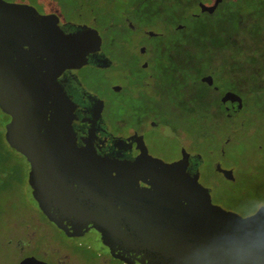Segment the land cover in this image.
Instances as JSON below:
<instances>
[{
    "label": "flooded vegetation",
    "instance_id": "1",
    "mask_svg": "<svg viewBox=\"0 0 264 264\" xmlns=\"http://www.w3.org/2000/svg\"><path fill=\"white\" fill-rule=\"evenodd\" d=\"M145 1L122 5L80 0L72 7L71 0H0V88L10 85L14 94L23 96L29 125L38 130L41 143L58 154L60 179L81 209L75 226H58L38 207L29 213L24 232L27 257L35 258L31 262L144 264L141 240L160 237L159 223L164 235L175 236L174 212L202 220L239 214L214 201L212 188L202 181L205 156L183 127L169 120L162 106L166 98L158 88L150 107H126L122 113L114 112L96 89V72L130 66L124 31L137 33L140 43L133 68H150L149 55L164 52L166 42L153 46L142 38L143 33L149 38L166 35L152 23L140 22L149 12L156 13L141 7ZM188 26L183 21L177 29ZM208 87L222 92L215 82ZM110 89L119 93L124 86L116 82ZM224 101L222 118L233 117L237 111H226L232 112L236 100L229 96ZM13 120L0 106V134L4 130L6 140ZM159 126L166 128L165 135L169 131L180 137L178 156L154 151L149 130ZM213 166L223 178L237 181L233 167L220 159ZM29 167L30 177V162ZM225 170H232V177ZM257 215H264V204L241 216ZM16 228L20 230L19 224Z\"/></svg>",
    "mask_w": 264,
    "mask_h": 264
},
{
    "label": "rangeland",
    "instance_id": "2",
    "mask_svg": "<svg viewBox=\"0 0 264 264\" xmlns=\"http://www.w3.org/2000/svg\"><path fill=\"white\" fill-rule=\"evenodd\" d=\"M79 1L71 0V6ZM102 1L131 5L138 0ZM200 1L214 2L189 0L179 9L176 5L164 20H159L156 13L151 15L152 12L140 19L141 23L155 25L156 31L166 32L165 37L157 38L143 33L142 38L149 45L166 42L164 52L149 55L150 68H133L140 43L137 33L124 31L123 48L130 52V66L96 72V89L118 113L126 107L136 111L150 107L159 89L161 97L166 98L162 106L169 120L183 127L189 138L196 141L194 148L205 156L202 181L212 188L214 201L245 216L264 204V0H224L212 14L201 12ZM159 4L160 0H146L141 7L154 10L157 6L162 11ZM194 12L199 15L193 16ZM183 21L188 28L177 29ZM150 73L154 74L153 79L148 78ZM205 75H212L222 92L209 88L202 81ZM116 82L124 86V91L110 89ZM228 92L240 95L243 105L233 117L222 118L221 98ZM187 115L198 118V122L207 121L210 130L206 132L204 125H200L202 130H191ZM150 129L149 140L156 153L168 157L180 154V137L169 131L165 135L166 128L161 126ZM3 131L0 264H17L29 254L24 232L26 217L38 210L28 194L29 162L9 145ZM225 139L229 142L223 145ZM222 150L224 154L220 153ZM218 159L222 165L236 170L237 181H229L216 172L213 162Z\"/></svg>",
    "mask_w": 264,
    "mask_h": 264
},
{
    "label": "water",
    "instance_id": "3",
    "mask_svg": "<svg viewBox=\"0 0 264 264\" xmlns=\"http://www.w3.org/2000/svg\"><path fill=\"white\" fill-rule=\"evenodd\" d=\"M223 1L214 0L212 4L200 1L199 7L201 12L214 13ZM202 81L213 85L215 79L205 75ZM9 86L0 88V106L8 109L14 119L7 126L10 146L31 163L30 200L58 226H75L81 217V209L76 195L64 187L60 179V168L56 163L58 154L41 143L38 130L29 125L26 101L21 99L23 96L14 94ZM229 96L237 102L232 112L226 111L232 114L241 109L243 101L235 92H228L224 99ZM225 171L232 177V170ZM173 216L171 229L175 236L164 235V226L159 223L157 233L160 230V237L141 240L144 264H264V215L243 217L231 213L209 220L194 215L185 218L175 212ZM30 259L35 258L27 257L20 264H37Z\"/></svg>",
    "mask_w": 264,
    "mask_h": 264
},
{
    "label": "trees",
    "instance_id": "4",
    "mask_svg": "<svg viewBox=\"0 0 264 264\" xmlns=\"http://www.w3.org/2000/svg\"><path fill=\"white\" fill-rule=\"evenodd\" d=\"M185 1H189V0H160V4L163 7L162 11H158L157 10V6L156 8H154L156 14H157V18L160 20H164L169 16L170 10H173L174 7L177 5V9H179L180 5L183 4V2ZM182 21V20H181ZM187 118L189 119V121L191 122V130H195V129H201L202 128L207 132L208 130H210V126L207 123V121H201L198 122V118H192L191 116L187 115ZM200 125H204V127H200Z\"/></svg>",
    "mask_w": 264,
    "mask_h": 264
}]
</instances>
